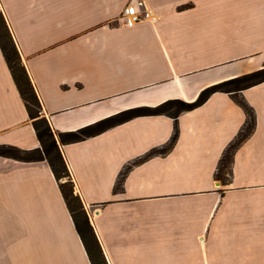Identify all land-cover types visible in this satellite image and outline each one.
I'll return each mask as SVG.
<instances>
[{
  "label": "crops",
  "instance_id": "obj_1",
  "mask_svg": "<svg viewBox=\"0 0 264 264\" xmlns=\"http://www.w3.org/2000/svg\"><path fill=\"white\" fill-rule=\"evenodd\" d=\"M146 4L155 19L126 27L84 19L81 0H0L55 130L171 98L194 101L208 86L264 67V9L251 1L175 14ZM194 16L202 19H188ZM241 95L257 124L235 153L228 184L215 172L247 115L226 92L181 113L175 146L135 165L120 192L121 170L171 139L172 117H136L62 145L76 193L90 207L103 205L91 224L108 264H264V82ZM1 143L41 146L0 47ZM5 213L26 221L38 264L49 263L56 242L62 264H92L47 160L0 156V217Z\"/></svg>",
  "mask_w": 264,
  "mask_h": 264
},
{
  "label": "trees",
  "instance_id": "obj_2",
  "mask_svg": "<svg viewBox=\"0 0 264 264\" xmlns=\"http://www.w3.org/2000/svg\"><path fill=\"white\" fill-rule=\"evenodd\" d=\"M0 47L41 143L40 147L32 149H24L13 144L1 143L0 156L25 162L48 161L59 182L60 190L92 264H108V261L95 228L87 215L84 201L81 195L75 191V182L62 150V145L86 140L136 117L150 115H168L172 117L174 119V131L171 139L163 147L153 148L145 155L124 166L118 175L114 187L115 192H120L124 190L126 177L135 165L152 156L166 154L175 146L180 135L178 118L181 113L203 105L215 92H226L235 99L247 115L244 125L224 150L215 172L217 180H220L223 184H228L233 178V161L237 149L256 129L257 119L255 110L244 96L241 95V91L264 82V67L208 86L201 91L194 101L171 98L156 106L127 108L76 130L57 131L52 126L50 119L43 113L42 99L22 61L21 53L3 11H0ZM64 178L68 179L62 181Z\"/></svg>",
  "mask_w": 264,
  "mask_h": 264
},
{
  "label": "rangeland",
  "instance_id": "obj_3",
  "mask_svg": "<svg viewBox=\"0 0 264 264\" xmlns=\"http://www.w3.org/2000/svg\"><path fill=\"white\" fill-rule=\"evenodd\" d=\"M126 0H81L82 2V16L84 19L91 17H98L101 21L111 19L106 22L111 25L121 24L120 12ZM254 8L264 9V0H249ZM153 3L164 12L169 13L174 10H197L203 12L205 9H219V8H241L242 4H246V0H153ZM197 11L191 12V14ZM188 16V15H186ZM194 21H200L202 18L197 16L188 17ZM123 21V20H122ZM68 178L62 179L66 181ZM8 204H5V207ZM14 205V204H12ZM85 210L91 222V217L95 216L98 208L103 206H92L84 204ZM21 208V207H20ZM26 221H17V217L5 213L0 217V264H38L39 260L33 257V241L25 234L27 226ZM53 244V243H51ZM59 242L54 245V251L62 255V246ZM57 253L48 256V264H62L64 259L60 258ZM74 264L78 263V259H73Z\"/></svg>",
  "mask_w": 264,
  "mask_h": 264
},
{
  "label": "built area",
  "instance_id": "obj_4",
  "mask_svg": "<svg viewBox=\"0 0 264 264\" xmlns=\"http://www.w3.org/2000/svg\"><path fill=\"white\" fill-rule=\"evenodd\" d=\"M121 19L124 26L134 27L147 19H155V16L146 0H129L122 10Z\"/></svg>",
  "mask_w": 264,
  "mask_h": 264
}]
</instances>
